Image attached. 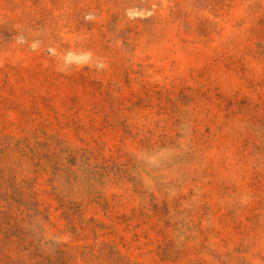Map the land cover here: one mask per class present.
<instances>
[{"label": "rangeland", "instance_id": "1", "mask_svg": "<svg viewBox=\"0 0 264 264\" xmlns=\"http://www.w3.org/2000/svg\"><path fill=\"white\" fill-rule=\"evenodd\" d=\"M0 264H264V0H0Z\"/></svg>", "mask_w": 264, "mask_h": 264}]
</instances>
